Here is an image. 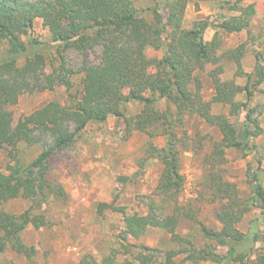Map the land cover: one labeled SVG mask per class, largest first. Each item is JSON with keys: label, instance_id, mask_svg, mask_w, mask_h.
Returning <instances> with one entry per match:
<instances>
[{"label": "trees", "instance_id": "16d2710c", "mask_svg": "<svg viewBox=\"0 0 264 264\" xmlns=\"http://www.w3.org/2000/svg\"><path fill=\"white\" fill-rule=\"evenodd\" d=\"M136 1L0 0V149H7L10 158L6 171L0 172V254L11 247L28 257L32 255L23 243L22 234L31 226L49 225L46 216L37 213L36 206L48 205L52 197L60 198L63 192L62 186L49 181L51 157L75 143L89 124L105 123L110 116L124 118L122 108L131 102L144 106L141 113L127 120L131 129L152 138L167 137L166 147L151 146L148 158H156L163 166L157 195L174 203L175 207L173 214L164 219L155 214L122 211L124 231L120 241L125 254L133 258L123 264L206 261L249 264L259 249L258 242L264 241L258 232L244 233L238 228L250 211L260 210L264 216L261 173L249 168L246 176L250 193L247 198H241L236 185L223 180L219 169L227 162L228 150L251 153L257 149L254 140L261 136L262 128L250 103L255 88L264 81V55L257 54L258 80L253 83L254 74L245 73L241 67L245 47L242 45L229 52L238 65L236 77H245L246 84L222 79L223 70L217 68L209 72L214 87L209 101L203 98L199 77L208 66L218 65L221 60L219 32L213 41L207 42L206 30L215 27L227 34L247 30L257 13L255 4L245 6L246 0H235L231 9L239 12L238 16L220 24L199 20L187 29L183 24L190 0L156 1L146 10L139 9ZM146 11L151 12L152 20L144 16ZM38 18L50 31L49 42L29 37ZM149 47L163 49V57L150 58L146 52ZM97 50L101 53L100 61L93 64L89 54ZM72 54L81 63L76 70L80 74L79 97L70 94V105L51 102L15 123L9 109L18 103L21 95L60 86L71 91L76 74V64L69 60ZM48 64L50 73L46 72ZM241 96L245 100H240ZM161 102L166 104L164 113L157 109ZM214 105L227 108L228 115L214 113ZM185 118L198 120L201 128L217 130L219 137L209 132L203 134L199 128L190 136L188 130H183ZM65 121L73 122L74 128L65 127ZM37 131H41V135L51 134L52 141L37 158L26 161L20 156L18 146L23 141L29 145L39 144ZM185 143L187 148L183 152L194 155L201 154L207 147L202 163L206 182L201 185L213 193L215 202L220 201L216 216L221 228H210L189 213H183L194 220L197 232L182 237L177 233L180 208L176 204L186 184L180 150ZM189 143L193 145L191 148ZM19 197L31 200L33 205L21 214L7 212L4 204ZM105 207L111 205L102 203L100 211ZM150 228L169 232L180 249L162 252L131 241L140 240ZM197 236L207 242L205 248L197 249L192 240ZM218 247H226L227 253H217ZM117 256L118 252L113 251L98 262L86 254L79 264H119ZM258 264H264V255L258 257Z\"/></svg>", "mask_w": 264, "mask_h": 264}, {"label": "rangeland", "instance_id": "374dc122", "mask_svg": "<svg viewBox=\"0 0 264 264\" xmlns=\"http://www.w3.org/2000/svg\"><path fill=\"white\" fill-rule=\"evenodd\" d=\"M158 2L164 0H137L136 6L139 9H148ZM235 0H190L184 18V27L190 29L199 20H207L212 24H220L240 13L231 9ZM255 4L256 15L253 17L250 27L240 33H224L215 27H209L205 32V40L213 41L216 33L219 32L221 47L218 55L221 60L218 65L208 66L204 73H199L202 80V94L206 101L212 99L214 87L209 72L222 68L220 77L224 80H235L239 85L246 84L245 77H236L238 65L230 58L229 52L244 46L246 53L241 58V67L245 73H253V83L258 80L259 68L257 54L264 55V0H246L245 6ZM144 16L152 20L151 12L146 11ZM29 37L49 42L50 31L44 26L42 19H36ZM147 55L150 58H162L163 49L149 47ZM100 50L89 54V61L97 64L100 61ZM69 60L76 64L73 80L75 86L71 91L60 86L45 91L26 93L20 96L16 105L10 107L15 123L20 118L30 116L41 110L51 102L61 105H70V94L79 97L81 92L80 74L76 71L81 66L76 55L72 54ZM262 64V63H261ZM259 66H262V65ZM46 72L50 73L49 64ZM240 100H245L241 96ZM250 108L255 110V117L262 128V134L254 140L257 149L251 153L228 150L226 153L227 162L220 166L223 180L236 185L239 189V197L247 198L250 188L247 180L249 168H254L261 173L264 184V81L257 85L255 94L250 103ZM144 106L138 102H131L122 108L125 117L118 119L110 116L105 123L89 124L87 129L77 137V141L70 147L55 153L50 159L49 181L52 185H60L63 188L61 197H52L48 205L36 206L37 213H43L49 225L42 228L29 227L22 234L23 243L30 250L32 255L26 256L18 253L13 248L0 254V264H79L84 255L89 254L98 262L107 256L118 252L117 261L123 264L125 260L133 259L131 255L125 254L120 237L124 231L122 222V211L128 214L139 213L141 215H157L160 219L173 214L174 203L159 197L156 192L163 166L156 158H148V150L151 146L164 148L167 145L166 136L150 137L146 133L131 129L127 120L132 119L141 113ZM157 109L160 113L166 111V104L161 102ZM214 113H225L227 108L221 105H214ZM232 121L235 119L231 118ZM184 129L192 136L196 128L201 129L203 134H210L219 137L217 130L203 126L198 120L184 119ZM65 127L73 129L75 124L70 121L63 123ZM185 131V130H184ZM41 142L29 145L21 142L18 146L20 156L31 161L37 158L41 152L48 147L52 141L49 133L37 131ZM184 135V132L180 135ZM185 140H190L185 138ZM190 142V141H187ZM181 149L182 174L186 177V184L181 193L178 204L179 226L177 233L187 237L195 232V222L186 217L183 213H189L193 218L201 221L210 228L219 230L221 224L216 213L220 201L214 200L213 193L208 192L201 184H204V172L202 163L204 152L194 155L192 152H183ZM189 146H193L189 143ZM7 149H0V172L6 171L10 162ZM205 180V181H204ZM110 204V208L100 211L101 204ZM33 202L29 199L19 197L11 199L4 204L7 212L21 214L26 211ZM117 208V209H116ZM119 210V211H115ZM238 228L248 233L250 230L258 232L264 237V216L260 210L248 212ZM198 234V233H197ZM197 249L205 248L207 242L197 236L192 239ZM139 245H147L159 251H177L179 243L172 239V235L162 228H150L140 240H131ZM211 244V243H210ZM257 252L253 255L249 264H258V257L264 255V241L257 244ZM135 253L138 249L134 250ZM217 253L225 255L226 247H218ZM192 264V263H189ZM198 264H215L212 261ZM220 264H228L222 262ZM233 264V263H231Z\"/></svg>", "mask_w": 264, "mask_h": 264}]
</instances>
